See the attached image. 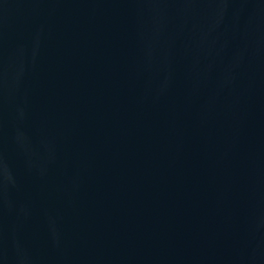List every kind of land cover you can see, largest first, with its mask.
<instances>
[{"label": "water", "instance_id": "95a60500", "mask_svg": "<svg viewBox=\"0 0 264 264\" xmlns=\"http://www.w3.org/2000/svg\"><path fill=\"white\" fill-rule=\"evenodd\" d=\"M0 264H264V0H0Z\"/></svg>", "mask_w": 264, "mask_h": 264}]
</instances>
